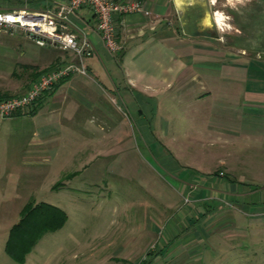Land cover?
I'll use <instances>...</instances> for the list:
<instances>
[{"label": "rangeland", "instance_id": "374dc122", "mask_svg": "<svg viewBox=\"0 0 264 264\" xmlns=\"http://www.w3.org/2000/svg\"><path fill=\"white\" fill-rule=\"evenodd\" d=\"M5 2L0 0L6 8ZM213 3L222 16L218 30L224 46L264 51V0L235 7L229 0ZM100 91L111 121L97 108L69 102L51 114L37 108L34 122L22 115L0 117V264H131L141 252L139 231L177 200L168 165L206 172L219 169L223 157L237 167L235 149L245 145L235 137H209L204 112L194 120L188 107L150 103L140 116L111 98L108 86ZM251 138L264 140V134ZM243 157L245 166L236 174L261 190L262 157ZM39 202L61 208L66 221L41 233L23 259H16L5 250L10 229L26 204ZM221 206L227 218L201 223L204 240L166 264H264V202L246 213Z\"/></svg>", "mask_w": 264, "mask_h": 264}, {"label": "crops", "instance_id": "0c3cea01", "mask_svg": "<svg viewBox=\"0 0 264 264\" xmlns=\"http://www.w3.org/2000/svg\"><path fill=\"white\" fill-rule=\"evenodd\" d=\"M124 1L140 3L141 10L115 16L119 51L112 53L104 46L95 30L93 11L82 7L70 14L68 25L62 27L85 35L93 44L94 55L86 59L88 76H68L30 106L0 117L22 115L34 122L36 116L31 114L37 108L44 106L42 109L51 114L69 102L97 108L100 117L111 121L100 97L101 88L108 86L114 95L111 98L117 97L140 116L142 107L150 103L188 107L194 120L204 112L206 130L212 132L209 137H235L245 145V149H235L237 167L245 166L243 156L247 153L264 161V140L251 138L264 134V51H233L220 42V13L214 0ZM22 2L23 7L42 10L66 0ZM71 61L75 57L70 51L40 46L21 30L0 33V98L23 94L41 73ZM222 158L219 169L206 172L179 163L168 165L177 200L173 208L159 209L151 224L139 231L143 243L134 264H166L194 251L196 242L204 240L201 225L227 218L222 204L246 213L264 202V184H260L261 190L252 188L244 174H236L239 168ZM186 198L187 203H181Z\"/></svg>", "mask_w": 264, "mask_h": 264}, {"label": "built area", "instance_id": "2783aa9c", "mask_svg": "<svg viewBox=\"0 0 264 264\" xmlns=\"http://www.w3.org/2000/svg\"><path fill=\"white\" fill-rule=\"evenodd\" d=\"M82 7H89L93 11L95 30L112 53L120 50L116 40L115 16L141 10L140 3L124 0H66L54 8L42 10L26 7L0 9V33L21 30L36 44L56 46L70 51L75 57V61L41 73L23 94L0 98V115L5 116L30 106L43 92L52 90L56 83L68 76H88L86 59L94 55L93 44L85 35L78 36L62 27L68 25L70 14Z\"/></svg>", "mask_w": 264, "mask_h": 264}, {"label": "trees", "instance_id": "16d2710c", "mask_svg": "<svg viewBox=\"0 0 264 264\" xmlns=\"http://www.w3.org/2000/svg\"><path fill=\"white\" fill-rule=\"evenodd\" d=\"M8 9L23 7L20 0H5ZM0 8H5L0 3ZM66 213L59 207L45 203H28L21 210L18 223L10 229L5 245L6 252L16 259L22 260L44 231H54L66 221Z\"/></svg>", "mask_w": 264, "mask_h": 264}, {"label": "clouds", "instance_id": "9594fccd", "mask_svg": "<svg viewBox=\"0 0 264 264\" xmlns=\"http://www.w3.org/2000/svg\"><path fill=\"white\" fill-rule=\"evenodd\" d=\"M229 3L232 4L233 7H235V3L242 4V3H244V0H235V2H234V0H229ZM225 19H228V18L225 17ZM224 27L225 28H230V25H225ZM221 30H224V29H221Z\"/></svg>", "mask_w": 264, "mask_h": 264}, {"label": "bare ground", "instance_id": "6f19581e", "mask_svg": "<svg viewBox=\"0 0 264 264\" xmlns=\"http://www.w3.org/2000/svg\"><path fill=\"white\" fill-rule=\"evenodd\" d=\"M217 22H218V24H223L221 14L217 15Z\"/></svg>", "mask_w": 264, "mask_h": 264}]
</instances>
